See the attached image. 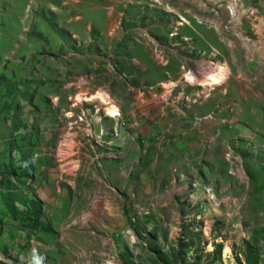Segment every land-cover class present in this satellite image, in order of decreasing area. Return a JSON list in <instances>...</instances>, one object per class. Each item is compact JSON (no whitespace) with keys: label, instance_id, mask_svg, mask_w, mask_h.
Wrapping results in <instances>:
<instances>
[{"label":"rangeland","instance_id":"374dc122","mask_svg":"<svg viewBox=\"0 0 264 264\" xmlns=\"http://www.w3.org/2000/svg\"><path fill=\"white\" fill-rule=\"evenodd\" d=\"M163 35L166 46H154L156 60L165 63L166 55L182 52L179 42H186L188 65L197 63L200 70L186 74L194 76L197 86L207 83L216 68L225 69L235 105L227 109L231 117L223 119L222 113L220 118L229 126L237 124L242 133L235 134L232 143H222L228 187L226 181L201 188L190 182L175 197L177 204L156 207L160 213L140 189L139 207L131 212L125 208L131 194L113 184L102 164H96L100 159L95 158L93 166L77 141L87 128L95 130L94 124L84 123L87 112L100 113L104 119L110 116L108 106L98 99L78 98L89 96L100 83L111 101V92L137 77L131 76L129 65L137 56L136 40L148 42ZM81 46L91 47V69L72 73L71 55ZM125 58L129 63L120 66ZM59 86H70L74 95L73 126L67 123L66 108L57 107L55 96L67 95L53 91ZM80 86L87 90H78ZM224 88L223 84L217 88L219 102L227 95ZM0 103V236L5 235L0 264H264V0H0ZM28 103L37 116L32 123L22 115L21 108ZM118 116L110 127L117 138L126 126ZM54 117L60 118L58 124L51 123ZM25 124L31 128L29 134L50 127L53 168L62 182L75 181L76 226L70 238L65 228L54 242L32 245L37 246L35 252L21 258L28 234L49 230L42 202L31 189V173L24 167L30 146L22 138L27 137ZM95 185L102 196L114 186L123 200L119 212L128 221L125 229L89 236L83 216L92 211L89 201L95 197ZM37 200L39 216L33 211ZM170 210L180 219H170ZM152 213L154 222L148 225L146 217ZM108 216L115 220L113 213H94L99 219ZM21 233L26 237L18 241Z\"/></svg>","mask_w":264,"mask_h":264},{"label":"crops","instance_id":"0c3cea01","mask_svg":"<svg viewBox=\"0 0 264 264\" xmlns=\"http://www.w3.org/2000/svg\"><path fill=\"white\" fill-rule=\"evenodd\" d=\"M164 40H166V35L153 37L148 42L136 40L137 42L133 45L137 56L131 60V63L127 58L123 64L120 63V66L129 63L133 68L131 76L137 74L136 79L130 84H122L121 90L117 89L110 95L111 101L120 111L119 116L126 122V126L120 130V137H113L112 131H110V127H114V123H116V117L106 116L101 119L100 113L93 114L88 111L85 116L88 119L84 123L94 124L95 130L90 132V128H87L79 134L80 138L77 140L85 150L83 155L91 158L92 165L95 166L93 163L95 158L100 159L96 161V164H102V167L111 176L113 184L120 190H126L131 194L128 202L125 203L126 210L131 212L139 207L140 189L150 195L147 196L146 202L149 205L154 204L155 211L160 213L161 210H157L156 207L177 204L175 197H179L182 194L181 190L186 188L190 182H195L194 188H201L226 181V187H228L229 177L226 175V169L229 165L224 157L225 149L222 143L223 141L232 143L235 134L242 133H238L237 124L229 126L228 123L222 122L224 118L231 117L227 109L233 108L235 105V91L233 85L229 83V79L225 77L220 82L225 86L223 94H227L220 101V107L219 100L221 98L217 91L220 84L212 86L200 82L197 86L194 81L184 79L185 76L187 77L188 71L190 73L200 72L197 63L190 65V62L188 65L189 60L185 52L186 42H179L183 51L167 54L165 63L156 60L154 46L164 48L166 46L163 43ZM193 43L198 45L200 40L194 39ZM77 49L79 50L71 55L72 73L87 71V67L91 69V47L81 46ZM94 64L98 65L96 61ZM113 80L119 82L117 77H113ZM132 85H135V88ZM80 88L84 91L87 90V86H80L78 90ZM94 88V92L87 97L105 91L100 83ZM142 89L143 91H141ZM53 91L55 93L66 92V97L55 96L56 103L57 107L66 108L67 123L73 126L75 124V101L70 86L67 88L54 87ZM196 97L199 98V102L189 101ZM60 99L61 102H59ZM96 99L98 98L93 97L90 98V101ZM99 102L101 101L99 100ZM219 108H221L220 111ZM21 109L22 115L28 117L29 123H32L33 118H37L34 107L29 103ZM47 114L53 115L51 112ZM221 114L223 119L220 118ZM42 119L44 120V118ZM59 121L60 118L56 120L54 117L51 123L58 124ZM45 123L44 121L42 126H45ZM27 124H25L27 137L23 135L22 138L30 146L24 154V167L28 173H31L33 183L31 189L42 202L44 215L48 217L50 231L39 228L38 231L28 234L27 237L26 234L21 233L18 241H22L26 237L24 245L28 244L25 251L20 252L21 258L22 256L27 258L30 253L35 252L37 246L32 245L39 243L45 245L48 243L49 245L54 242L59 231L65 228L66 236L70 238L74 235L76 226L74 216L75 181L67 179L65 183L62 182L53 168V156L51 150L48 149L52 144V142L50 144L48 142L53 140L50 127L40 129L38 134L36 132L29 134L31 128ZM67 133L70 135L69 131ZM37 135L40 136L39 142ZM116 155L119 158H111L117 157ZM88 170H90L89 167ZM99 185L92 188L96 190L92 191L95 197L89 201L92 210L90 215L83 216V222L88 220L90 237L93 233L96 236L100 235L98 232L100 230L106 234L113 230L125 229L128 223L119 212V207L124 205L123 200L117 197L113 191L114 186L110 187L112 191L106 190L102 196L99 192L101 190ZM106 188L107 186H105ZM82 189V193L85 195L86 190L83 187ZM183 203L181 204L183 205ZM98 212H106V215L113 213L115 220L110 216L107 217V220L95 218L94 213L98 214ZM154 214L146 217L150 220L148 225L154 222ZM171 214L172 210L168 215L170 219H180L178 213L173 212L175 216ZM84 234L86 235L85 232ZM4 236L1 234L0 242L4 240ZM68 243L70 244L71 240L68 239ZM29 246H32V250H29Z\"/></svg>","mask_w":264,"mask_h":264},{"label":"bare ground","instance_id":"6f19581e","mask_svg":"<svg viewBox=\"0 0 264 264\" xmlns=\"http://www.w3.org/2000/svg\"><path fill=\"white\" fill-rule=\"evenodd\" d=\"M224 70V72H223ZM189 74V73H188ZM226 77V73H225V69L222 67V68H217V70H214L213 72H210L209 73V76L207 77V83L205 84H209V85H217V84H220V82L222 80H224V78ZM187 79L189 81H194L195 78L193 75H187ZM93 97H96L98 98L99 100H101L102 102H104L105 104H107V114L114 117L117 115V108L114 104L110 103L109 101H107V99L105 98V94L104 93H101V92H98L96 93V95L94 96H91V97H79L78 99L80 100H90V98H93ZM108 98V97H107ZM228 251V250H227Z\"/></svg>","mask_w":264,"mask_h":264},{"label":"trees","instance_id":"16d2710c","mask_svg":"<svg viewBox=\"0 0 264 264\" xmlns=\"http://www.w3.org/2000/svg\"><path fill=\"white\" fill-rule=\"evenodd\" d=\"M36 202L38 203L37 204L35 202L33 203V211L36 214V216H39L42 213V208H41L40 201L37 200Z\"/></svg>","mask_w":264,"mask_h":264},{"label":"built area","instance_id":"2783aa9c","mask_svg":"<svg viewBox=\"0 0 264 264\" xmlns=\"http://www.w3.org/2000/svg\"><path fill=\"white\" fill-rule=\"evenodd\" d=\"M231 13H232V11H230ZM156 57L160 60V61H163L162 60V55H156ZM215 70H217V68L215 69ZM213 72V71H212ZM226 75H227V73H226ZM107 96V95H106ZM110 103H111V101H109ZM231 108V107H230ZM119 115V111H118V109H117V115L116 116H118ZM116 116H114V117H116Z\"/></svg>","mask_w":264,"mask_h":264}]
</instances>
